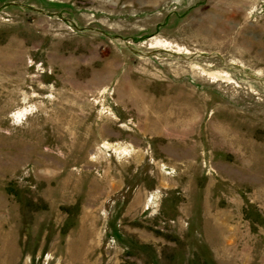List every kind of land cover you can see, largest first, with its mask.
I'll return each instance as SVG.
<instances>
[{"label": "rangeland", "instance_id": "374dc122", "mask_svg": "<svg viewBox=\"0 0 264 264\" xmlns=\"http://www.w3.org/2000/svg\"><path fill=\"white\" fill-rule=\"evenodd\" d=\"M0 264H264V0H0Z\"/></svg>", "mask_w": 264, "mask_h": 264}]
</instances>
